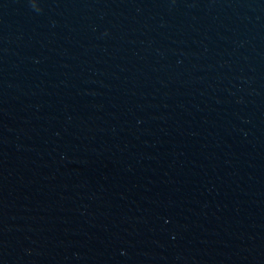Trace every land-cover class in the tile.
<instances>
[{"label":"water","instance_id":"obj_1","mask_svg":"<svg viewBox=\"0 0 264 264\" xmlns=\"http://www.w3.org/2000/svg\"><path fill=\"white\" fill-rule=\"evenodd\" d=\"M0 264H264V0H0Z\"/></svg>","mask_w":264,"mask_h":264}]
</instances>
